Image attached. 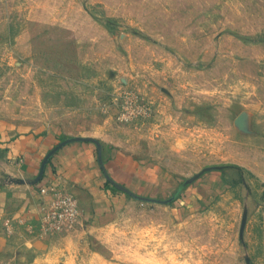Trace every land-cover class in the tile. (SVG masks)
I'll return each mask as SVG.
<instances>
[{"label": "rangeland", "instance_id": "rangeland-1", "mask_svg": "<svg viewBox=\"0 0 264 264\" xmlns=\"http://www.w3.org/2000/svg\"><path fill=\"white\" fill-rule=\"evenodd\" d=\"M55 122L156 183L0 264H264V0H0V130Z\"/></svg>", "mask_w": 264, "mask_h": 264}, {"label": "crops", "instance_id": "crops-1", "mask_svg": "<svg viewBox=\"0 0 264 264\" xmlns=\"http://www.w3.org/2000/svg\"><path fill=\"white\" fill-rule=\"evenodd\" d=\"M64 127L55 122L33 131L0 130V263L22 237L31 236L21 220L26 225L39 221L40 208L51 200V187L78 197L83 224L111 211L120 197L113 182L134 184L135 177H141L156 183L152 172H142L151 170L143 160L123 153L115 143L86 134V130L69 132ZM74 137L93 140L62 144ZM31 240L36 245L43 243Z\"/></svg>", "mask_w": 264, "mask_h": 264}, {"label": "built area", "instance_id": "built-area-1", "mask_svg": "<svg viewBox=\"0 0 264 264\" xmlns=\"http://www.w3.org/2000/svg\"><path fill=\"white\" fill-rule=\"evenodd\" d=\"M48 193L51 194V200L39 210L42 231L47 233L74 229L82 217L78 197L70 191L55 187H51Z\"/></svg>", "mask_w": 264, "mask_h": 264}, {"label": "water", "instance_id": "water-1", "mask_svg": "<svg viewBox=\"0 0 264 264\" xmlns=\"http://www.w3.org/2000/svg\"><path fill=\"white\" fill-rule=\"evenodd\" d=\"M78 139H83V140H87V139H91V138H83V137H74V138H71V139H68V140H66V141H64L62 144H64V143H67L68 141H71V140H78ZM91 140H93V139H91ZM97 144H98V147H99V153H100V155H101V145H100V143L97 141ZM101 157V156H100ZM117 185V184H116ZM119 186V185H118ZM121 189H124V190H127V189H125L123 186H119Z\"/></svg>", "mask_w": 264, "mask_h": 264}]
</instances>
